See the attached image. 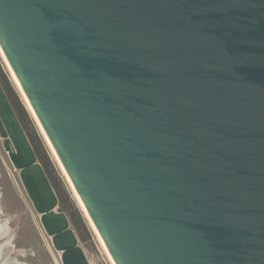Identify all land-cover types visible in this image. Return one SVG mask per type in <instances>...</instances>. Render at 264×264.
<instances>
[{"label": "water", "instance_id": "1", "mask_svg": "<svg viewBox=\"0 0 264 264\" xmlns=\"http://www.w3.org/2000/svg\"><path fill=\"white\" fill-rule=\"evenodd\" d=\"M0 46L116 264H264V0H0ZM0 137L92 264L1 80Z\"/></svg>", "mask_w": 264, "mask_h": 264}, {"label": "rangeland", "instance_id": "2", "mask_svg": "<svg viewBox=\"0 0 264 264\" xmlns=\"http://www.w3.org/2000/svg\"><path fill=\"white\" fill-rule=\"evenodd\" d=\"M5 59L0 47V80L58 196V206L69 218L91 263L116 264L81 205L67 172L65 174L63 171L64 167L57 153H54L36 113L30 109L17 77L15 78L16 75L14 76ZM0 223L4 226L6 224L8 231L0 236V246L8 243L12 247L0 264H63L61 252L56 250L52 238L45 231L40 215L35 210L1 137Z\"/></svg>", "mask_w": 264, "mask_h": 264}, {"label": "bare ground", "instance_id": "3", "mask_svg": "<svg viewBox=\"0 0 264 264\" xmlns=\"http://www.w3.org/2000/svg\"><path fill=\"white\" fill-rule=\"evenodd\" d=\"M1 47V46H0ZM2 49V48H1ZM3 51V50H2ZM4 53V52H3ZM5 55V54H4ZM6 57V56H5ZM7 59V58H6ZM5 59V60H6ZM10 67V66H9ZM10 69H12V67L10 68ZM13 70V69H12ZM14 72V71H13ZM14 74V76L16 75L15 73H13ZM17 76H15V78H16ZM18 79V78H17ZM16 79V80H17ZM19 81V80H18ZM18 81H17V83H18ZM20 83V82H19ZM19 85V87H20V89L22 90V93L24 94V97H25V99H26V101H27V103H28V105H29V107H30V109L32 110V112L35 114V111H34V109H33V107H32V105H31V103L29 102V100H28V98H27V96H26V94H25V92H24V90L21 88L22 86H20L21 84H18ZM35 116H36V114H35ZM37 117V116H36ZM38 119V118H37ZM39 121V120H38ZM39 124L41 125V123H40V121H39ZM41 127H42V125H41ZM44 131V130H43ZM46 133V132H45ZM46 135V138H47V140L49 141V143H50V145H51V147L53 148V151H54V153L56 154V151H55V149H54V147H53V145H52V143H51V141L49 140V138H48V136H47V134H45ZM58 157V156H57ZM63 165V164H62ZM64 167V166H63ZM63 169V171L65 172L66 170H64L65 168H62ZM67 172V171H66ZM66 172H65V174H66ZM68 174V173H67ZM69 176V175H68ZM70 177H68V179H69ZM71 179H69V181H70ZM71 183H72V181H70ZM72 186H73V189L75 188L74 187V185H73V183H72ZM74 191H75V193H76V195H77V197H78V199H79V201H80V203H81V205L83 206V208H84V210H85V212H86V214H87V216L89 217V219H90V221L93 223V221H92V219H91V217H90V215L88 214V212H87V210H86V208H85V205H84V203H83V201L81 200V198H80V196H79V194L77 193V191H76V189H74ZM5 226H6V224H5ZM5 226L4 225H2L1 223H0V236L4 233V234H6V233H8V231H7V229L5 228ZM93 226L95 227V229H96V231L97 232H99L98 230H97V228H96V226L94 225V223H93ZM7 227V226H6ZM100 234V233H99ZM4 237V236H3ZM100 237H101V235H100ZM101 239H103V238H101ZM104 241V240H103ZM105 243V242H104ZM9 244L8 243H4V244H2L1 246H0V262H2L3 260H4V258H6L7 257V255L10 253V251H11V249H12V247H10V245L8 246ZM1 264H4V263H1Z\"/></svg>", "mask_w": 264, "mask_h": 264}]
</instances>
